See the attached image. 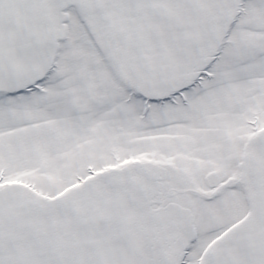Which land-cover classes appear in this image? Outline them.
I'll return each instance as SVG.
<instances>
[{"label":"snow or ice","instance_id":"6c2138e0","mask_svg":"<svg viewBox=\"0 0 264 264\" xmlns=\"http://www.w3.org/2000/svg\"><path fill=\"white\" fill-rule=\"evenodd\" d=\"M0 264H264V0H0Z\"/></svg>","mask_w":264,"mask_h":264}]
</instances>
